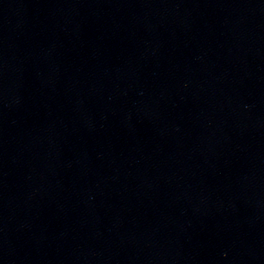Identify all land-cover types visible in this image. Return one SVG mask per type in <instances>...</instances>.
Masks as SVG:
<instances>
[{
    "label": "water",
    "instance_id": "obj_1",
    "mask_svg": "<svg viewBox=\"0 0 264 264\" xmlns=\"http://www.w3.org/2000/svg\"><path fill=\"white\" fill-rule=\"evenodd\" d=\"M0 264H264V0H0Z\"/></svg>",
    "mask_w": 264,
    "mask_h": 264
}]
</instances>
